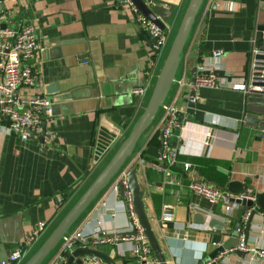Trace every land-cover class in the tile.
Returning <instances> with one entry per match:
<instances>
[{"label":"crops","instance_id":"crops-1","mask_svg":"<svg viewBox=\"0 0 264 264\" xmlns=\"http://www.w3.org/2000/svg\"><path fill=\"white\" fill-rule=\"evenodd\" d=\"M126 1L0 2V16L5 18L1 26L30 24L36 30V81L34 87L20 90V97L41 95L51 102L50 115L41 120L42 136L21 140L0 126V262L42 223L44 230L25 261L33 254L106 165L149 98L159 71L152 69V39L137 26ZM160 1L174 6L171 18L164 23L172 28L173 37L188 0ZM263 22L264 0H204L184 51L182 69L165 103L174 106L182 124L171 140L179 154L170 172L172 183H165L161 173L150 169L161 145L156 130L161 113L140 137L121 171L134 172L143 212L166 264L204 263L215 255L213 244L218 241L223 245L230 237L203 229L219 209L188 191L189 177L216 186L231 197L264 191V136L259 133L264 126V100L217 88L200 90L197 101L188 103L179 87L182 79L193 77L197 66L212 60L214 51L222 52L220 63L229 76L226 81L246 83L249 53L257 46L254 27ZM145 85L142 99L132 95L134 89ZM252 97L263 104H250L255 101ZM246 100L249 110L256 113L249 120L243 116ZM138 156L147 166L139 165ZM187 163L192 165L191 172L183 170ZM117 177L71 232L93 220H99L110 234L127 232L128 214L117 206L111 193ZM163 204L173 209L171 223L160 221ZM237 213L238 208L232 218ZM196 214L205 222L194 221ZM250 237L264 248V232H251ZM133 246L119 241L91 249L114 264H152L133 257ZM223 256L224 264H246L245 255L236 251H224Z\"/></svg>","mask_w":264,"mask_h":264},{"label":"built area","instance_id":"built-area-1","mask_svg":"<svg viewBox=\"0 0 264 264\" xmlns=\"http://www.w3.org/2000/svg\"><path fill=\"white\" fill-rule=\"evenodd\" d=\"M1 2V0H0ZM125 5L130 10L137 26L147 32L152 39V52L155 63L152 69L159 70L165 55L168 51L171 39L172 28L164 27L163 29L146 19L140 12L127 0ZM5 20L0 16V21ZM38 51L36 30L33 25L23 24L17 28H10L0 25V126L10 134L19 135L21 140H26L30 135L36 137L42 136V117L50 115L51 102L41 95H32L22 98L19 91L34 87L36 81L34 58ZM264 55V53H263ZM212 60L197 66L193 77L189 80L182 79L179 87L186 93L188 103H195L198 99L197 93L202 89H230L241 92L244 95H254L264 98V59L257 64H253L250 69L246 83L230 84L226 81L229 76L225 74L224 66L220 63L222 52H212ZM147 86L134 89L131 93L134 97L142 99L146 93ZM182 128L178 111L173 105L166 106L161 112L156 130L161 137V145L157 162L151 164L150 169L161 173L165 178V183L170 182V172L177 164L178 149L172 145V138L177 130ZM261 136H264V126L259 129ZM139 158L141 167L147 166L145 161ZM185 172L192 171L190 163L183 165ZM125 171L121 172L111 187V193L117 198V206L122 209L128 208L129 228L127 232H133V236L120 237L119 234L104 231L99 220L93 222L87 221L84 226L77 229L61 242L57 253L48 264H57L58 261H65L68 253L75 247L79 248H97L103 245H113L115 242L126 241L133 243L132 256L143 262L158 264L153 257L148 241L138 224L136 215L133 211L131 195L127 188ZM264 183V176L262 177ZM188 191L204 199L209 205L219 209L216 216H209L208 220L215 219L226 227L236 219L232 218V213L238 208V212L243 208L239 204L232 202L234 200L251 201L253 205L247 210L243 219V225L250 213H254V221L250 230L254 234L263 233L264 213L256 205L254 195L244 194L239 197H231L215 186L206 184L194 178L188 179ZM238 215V213H237ZM174 219L173 209L170 205L163 204L161 207L160 221L162 224L171 223ZM203 229L206 231L209 227ZM208 227V228H207ZM193 229V226H190ZM44 230V224L39 223L22 241V244L14 251L9 253L0 264H23L29 249L38 241ZM243 233L240 235L239 243L235 249L225 252L239 251L245 255L246 264L264 263V248L258 240L247 242L243 240ZM249 235V236H250ZM186 240V233L182 235ZM220 242L216 241L213 246L218 248ZM220 255L211 258L201 264L225 263L223 256ZM89 264H105L101 260L92 257L89 258Z\"/></svg>","mask_w":264,"mask_h":264},{"label":"water","instance_id":"water-1","mask_svg":"<svg viewBox=\"0 0 264 264\" xmlns=\"http://www.w3.org/2000/svg\"><path fill=\"white\" fill-rule=\"evenodd\" d=\"M135 8L146 19L154 23L159 28L163 29L164 23L171 18L174 6L166 4L160 0H129ZM204 0H188V3L181 15L180 21L177 25L175 33L170 42L168 51L159 68L155 78L154 85L150 92L149 98L145 106L141 109V114L134 122L129 130L127 136L117 146L114 153L95 177L87 189L77 199L73 206L68 210L65 216L61 219L58 225L52 230L47 238L40 244V246L33 252V254L23 264H46L47 261L58 251L60 244L70 234L73 226L83 217L90 206L97 200V198L104 192L110 183L119 175L123 167L126 165L132 156L136 144L140 137L154 124L159 113L166 107V99L170 87L175 80L178 72L183 66V56L195 25L196 18L200 12ZM254 35L257 37V46H253L249 53V64L247 68V77L249 76L251 66L259 63L264 59V22L260 25H255ZM85 58V56H82ZM250 101V100H249ZM253 105H262L260 101H251ZM248 102L245 101L243 116L246 119H252V115L256 113L248 108ZM161 141V137H160ZM127 188L131 195L133 211L136 215L139 226L141 227L144 236L148 241V245L153 257L158 264H166L165 259L160 251L156 239L149 227L146 216L143 212L142 202L140 200L139 186L134 178V172L129 173L126 177ZM256 205L264 213V191L255 195ZM232 202L239 204L243 209L238 212L237 218L233 219L230 227H226L221 222L210 219L205 222L200 214L195 215L194 221L205 222L210 229L217 230L221 235L230 237L235 241L233 244L227 243L219 246L212 255V258L221 254L224 251L235 249L234 244L239 243L240 235L243 233V240L247 242L250 237V230L254 221V213H250L244 225L243 219L247 210L253 205L251 201L234 200ZM128 214V208L125 209ZM133 232H125L119 234L123 236H133ZM243 256L244 254L236 251ZM95 257L105 264H114L113 260L104 256L100 252L91 248L76 247L73 251L68 253L65 261H58L57 264H89V258Z\"/></svg>","mask_w":264,"mask_h":264},{"label":"rangeland","instance_id":"rangeland-1","mask_svg":"<svg viewBox=\"0 0 264 264\" xmlns=\"http://www.w3.org/2000/svg\"><path fill=\"white\" fill-rule=\"evenodd\" d=\"M179 21H180V19L178 20V23H179ZM252 98H254L253 100H257V101H260V102H262V100H264V98H262V97H260L262 100L260 98H255V97H252ZM226 238L227 239L224 241V244H227V243L233 244L234 243V241H233V239L231 237H226ZM237 245L238 244H236V246Z\"/></svg>","mask_w":264,"mask_h":264},{"label":"trees","instance_id":"trees-1","mask_svg":"<svg viewBox=\"0 0 264 264\" xmlns=\"http://www.w3.org/2000/svg\"><path fill=\"white\" fill-rule=\"evenodd\" d=\"M178 159V158H177ZM175 169V167L174 168H172V170H174ZM216 187V186H215ZM216 188H218V187H216ZM219 190H221L220 188H218ZM221 191H223V190H221ZM224 192V191H223Z\"/></svg>","mask_w":264,"mask_h":264}]
</instances>
